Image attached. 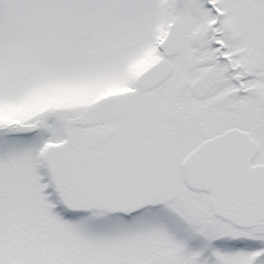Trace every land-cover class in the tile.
<instances>
[{"label":"snow or ice","instance_id":"snow-or-ice-1","mask_svg":"<svg viewBox=\"0 0 264 264\" xmlns=\"http://www.w3.org/2000/svg\"><path fill=\"white\" fill-rule=\"evenodd\" d=\"M0 264H264V0H0Z\"/></svg>","mask_w":264,"mask_h":264}]
</instances>
